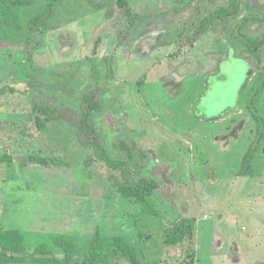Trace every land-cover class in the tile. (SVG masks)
<instances>
[{"label": "rangeland", "instance_id": "rangeland-1", "mask_svg": "<svg viewBox=\"0 0 264 264\" xmlns=\"http://www.w3.org/2000/svg\"><path fill=\"white\" fill-rule=\"evenodd\" d=\"M66 1L53 29L18 22L0 41V86L26 90L0 95V156L13 157L0 163V231L19 230L27 254L44 243L59 260L55 241L73 242V264L96 231L125 238L154 264H264V0H239L204 34L203 19L229 0ZM228 47L253 72L242 68L196 106L202 77ZM172 68L188 77L165 86ZM86 97L101 108L90 122L103 147L134 179L159 184L145 203L121 197L123 172L78 142ZM43 98L74 112V123L38 128L32 103ZM30 155L64 166H21ZM182 218L194 220L193 238L165 244Z\"/></svg>", "mask_w": 264, "mask_h": 264}, {"label": "trees", "instance_id": "trees-1", "mask_svg": "<svg viewBox=\"0 0 264 264\" xmlns=\"http://www.w3.org/2000/svg\"><path fill=\"white\" fill-rule=\"evenodd\" d=\"M238 4L239 0H229L226 7L206 16L202 21L201 34L207 31L211 22L226 21L228 16L236 12ZM40 6L41 8H38L25 0H0V41L10 40L11 32L18 22L29 23L35 26L37 30L41 29L39 28L40 25H43L46 30H51L56 24H59L56 12L59 10L68 11L66 0H45ZM43 9L51 13V17L42 20ZM137 19L136 16H132L131 27L135 26ZM254 19L251 18V20ZM259 45L260 42L253 43L255 47ZM7 94L23 95L26 94V90L17 85H1L0 95ZM85 99L86 108L83 112V120L81 124L76 126L75 132L78 142L85 148H91L94 157L102 161L106 167L123 172L125 181L123 184H119L117 188L121 197L135 198L136 201L145 203L147 198L159 188V184L155 180L144 177L134 179L130 176L126 162L114 159L103 147L94 124L90 122L91 113L99 111L101 108L98 104L88 101V97ZM55 102L54 98H43L39 102L33 101L32 108L39 114L36 117L38 128L44 129L48 123L52 122L74 123L76 114L68 108L56 106ZM12 161L13 157L7 153L0 156V163H11ZM90 163H92V159L88 160V164ZM30 165L48 169L53 166H64L57 160L36 155H30L26 162L21 163L23 167ZM249 173V170L245 169L239 171L237 176H246ZM193 225V219L182 218L166 233L165 244L177 245L186 238L191 240L193 238ZM23 242L24 238L19 230L0 231V264H73V252L75 250L73 242L60 239L55 241L56 246L64 252L62 260L53 255L44 243L38 245L31 254H27L24 251ZM143 256L145 255L125 238L121 236L104 238L99 231H96L83 260L74 264H118L120 259L128 264H154L151 260H141L144 258Z\"/></svg>", "mask_w": 264, "mask_h": 264}, {"label": "flooded vegetation", "instance_id": "flooded-vegetation-1", "mask_svg": "<svg viewBox=\"0 0 264 264\" xmlns=\"http://www.w3.org/2000/svg\"><path fill=\"white\" fill-rule=\"evenodd\" d=\"M231 54V56H232V58L233 59H236V60H242V61H244V62H246L247 64H248V66H249V72H253V67H252V63H251V61L248 59V58H242V57H239V56H236L235 55V52H234V50L232 49V48H230V47H228L227 48V50H226V52L224 53V54H222V55H219V56H217L220 60H222L223 59V61H224V63H225V61L227 62V61H229L230 60V58H229V55ZM217 57H215V58H217ZM215 58H214V67L210 70V71H208L203 77H202V84H203V92H202V94L199 96V98H198V101H197V105L196 106H198L200 103H201V101L203 100V99H213V97H215L216 95H212V96H210L209 95V93L212 91V88H213V86L214 85H216V84H221V83H226L229 79L226 77V75H221V74H217L216 72H214V70L216 69V66H217V62H216V60H215ZM173 70H177V72H178V77H177V79H172L171 77H170V75H171V73H172V71ZM251 70V71H250ZM179 77H181V78H179ZM188 77V75L187 74H181L180 72H179V70L177 69V68H172L171 70H170V73H169V75H168V79H169V81L168 82H170V83H168V84H166L167 82H165V86H169L171 83H180V82H182V81H184L186 78ZM246 83V85H247V81L245 82ZM234 95H233V93L232 94H228V95H226V96H224L225 98H231V97H233ZM238 100V99H237ZM219 106V103L217 104V107ZM227 111H225V113H226Z\"/></svg>", "mask_w": 264, "mask_h": 264}, {"label": "water", "instance_id": "water-1", "mask_svg": "<svg viewBox=\"0 0 264 264\" xmlns=\"http://www.w3.org/2000/svg\"><path fill=\"white\" fill-rule=\"evenodd\" d=\"M230 60L225 62L222 60H220L218 57L215 58L216 62H217V66L216 69L214 70V72H216L217 74H221V75H226V77L229 79L226 83L231 82V77L237 76L238 72L240 70L243 69H247L249 70V66L247 65L246 62L242 61V60H236L233 59L231 54L229 55ZM178 72L177 70H173L170 77L172 79H177L178 77ZM181 78V77H179ZM220 84H216L213 86L212 91L209 93L210 96L214 95V93L216 92V90L219 88Z\"/></svg>", "mask_w": 264, "mask_h": 264}, {"label": "crops", "instance_id": "crops-1", "mask_svg": "<svg viewBox=\"0 0 264 264\" xmlns=\"http://www.w3.org/2000/svg\"><path fill=\"white\" fill-rule=\"evenodd\" d=\"M236 178H237V180H234L235 185H239V184H244L245 185L247 183L246 180H245L246 179L245 177H236ZM254 193H256V191L255 192H252L251 195H249L250 199H253L254 200ZM260 210H261V212H259V214L260 215H263L264 214V212H263L264 211V207L261 206L260 209H258V211H260Z\"/></svg>", "mask_w": 264, "mask_h": 264}]
</instances>
